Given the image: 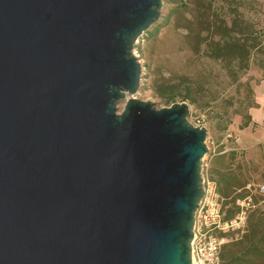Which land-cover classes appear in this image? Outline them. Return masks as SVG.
Masks as SVG:
<instances>
[{
    "label": "water",
    "instance_id": "95a60500",
    "mask_svg": "<svg viewBox=\"0 0 264 264\" xmlns=\"http://www.w3.org/2000/svg\"><path fill=\"white\" fill-rule=\"evenodd\" d=\"M161 7L0 0V264H192L207 129L134 97Z\"/></svg>",
    "mask_w": 264,
    "mask_h": 264
},
{
    "label": "rangeland",
    "instance_id": "374dc122",
    "mask_svg": "<svg viewBox=\"0 0 264 264\" xmlns=\"http://www.w3.org/2000/svg\"><path fill=\"white\" fill-rule=\"evenodd\" d=\"M223 16L229 23L237 18L251 25L253 32L245 35L251 37L248 43L260 42L251 49L243 74L237 67L228 72L222 61L206 52L204 40L218 37L214 24ZM208 24L210 29L202 30ZM133 53L141 65L134 97L151 101L156 108L185 102L189 107L187 119L207 129L203 178L211 179L214 161L242 172L248 183L245 189L237 190L247 194L236 200L242 207L240 213L264 214V106L256 102L249 84L255 81L257 91L264 85V0H162L160 17L138 37ZM123 105L124 101L118 104V111ZM245 114L251 120L242 127ZM231 151L235 153L232 157ZM243 226L215 233L226 242L229 236L224 233Z\"/></svg>",
    "mask_w": 264,
    "mask_h": 264
},
{
    "label": "trees",
    "instance_id": "16d2710c",
    "mask_svg": "<svg viewBox=\"0 0 264 264\" xmlns=\"http://www.w3.org/2000/svg\"><path fill=\"white\" fill-rule=\"evenodd\" d=\"M216 20V17L215 19ZM215 23V22H214ZM250 26V27H249ZM247 27V28H246ZM218 37L205 38L206 52L214 59L223 62L228 72H233L237 67L243 74L249 65L250 51L256 48L260 42L248 43L251 37H245L246 33H252L251 25L245 24L242 19H231L230 23L226 18L220 17L218 23L214 24ZM202 29V28H201ZM209 24L203 26L202 30H209ZM237 34H240L239 36ZM257 38V37H255ZM207 40V41H206ZM256 40V39H255ZM247 118L242 127L248 126L251 116L245 114ZM233 151L229 156H234ZM219 157H216L218 159ZM239 167V166H238ZM211 180L216 183L217 191L222 197L224 218H234L242 209L236 200L247 196L244 193H237L238 189H245L248 181L243 179V173H237L235 169L218 166L215 161L212 163ZM227 205L226 209L224 206ZM226 242L221 246V264H264V214L255 211L245 218L243 228H239L228 233Z\"/></svg>",
    "mask_w": 264,
    "mask_h": 264
},
{
    "label": "built area",
    "instance_id": "2783aa9c",
    "mask_svg": "<svg viewBox=\"0 0 264 264\" xmlns=\"http://www.w3.org/2000/svg\"><path fill=\"white\" fill-rule=\"evenodd\" d=\"M204 194L194 213L193 237L191 240L192 264H221L220 251L224 239L215 231L225 232L245 224L244 211L232 219H225L223 199L216 183L203 178Z\"/></svg>",
    "mask_w": 264,
    "mask_h": 264
},
{
    "label": "crops",
    "instance_id": "0c3cea01",
    "mask_svg": "<svg viewBox=\"0 0 264 264\" xmlns=\"http://www.w3.org/2000/svg\"><path fill=\"white\" fill-rule=\"evenodd\" d=\"M250 84V87L253 88V90L255 91L256 93V102L257 103H262L263 106H264V94H263V91H264V85L261 87L260 90H256L255 87H256V82L254 81L253 83H251V81L249 82ZM264 84V83H263Z\"/></svg>",
    "mask_w": 264,
    "mask_h": 264
}]
</instances>
